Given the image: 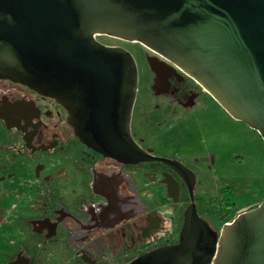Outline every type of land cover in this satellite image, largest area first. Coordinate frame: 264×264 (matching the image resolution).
<instances>
[{"label":"water","instance_id":"obj_1","mask_svg":"<svg viewBox=\"0 0 264 264\" xmlns=\"http://www.w3.org/2000/svg\"><path fill=\"white\" fill-rule=\"evenodd\" d=\"M100 34L138 41L168 59L264 139V0H0V77L56 97L70 123L74 85L82 84L81 140L126 162L169 163L192 196L191 170L151 155L132 137L137 62ZM129 264H264V199L220 231L192 202L179 242Z\"/></svg>","mask_w":264,"mask_h":264},{"label":"flooded vegetation","instance_id":"obj_2","mask_svg":"<svg viewBox=\"0 0 264 264\" xmlns=\"http://www.w3.org/2000/svg\"><path fill=\"white\" fill-rule=\"evenodd\" d=\"M150 51L146 55L150 82L138 68L131 134L151 155L181 161L193 172L192 196L184 177L169 163L126 162L81 140L77 126L82 120L78 111L85 102L82 84L74 85L77 115L70 123L68 109L56 97L0 77V172L8 169L13 176L24 164L34 166L38 199L33 215L24 222L39 238L37 247H53L61 264H129L159 247L175 244L192 202L200 216L199 210L221 215L203 197L197 201L195 171L176 156L162 153L142 135L143 130L154 134L180 127L196 98L188 81L193 78ZM15 259L16 264H37L35 256L24 250L10 264Z\"/></svg>","mask_w":264,"mask_h":264},{"label":"rangeland","instance_id":"obj_3","mask_svg":"<svg viewBox=\"0 0 264 264\" xmlns=\"http://www.w3.org/2000/svg\"><path fill=\"white\" fill-rule=\"evenodd\" d=\"M97 38L127 48L137 61L141 77L150 82L146 55L152 52L148 47L109 35L100 34ZM188 81L196 98L195 104L187 107L182 125L154 134L143 130L142 135L162 153L176 156L195 171L197 201L203 197L219 212L227 211L224 218L215 210H199L220 231L224 222L257 207L264 199V139L258 131L235 119L197 81ZM149 124L153 128L151 121ZM21 167L13 176L8 169L0 172V264H9L21 250L34 255L37 264H61L53 247H37L39 238L24 222L33 215L38 194L34 166Z\"/></svg>","mask_w":264,"mask_h":264},{"label":"trees","instance_id":"obj_4","mask_svg":"<svg viewBox=\"0 0 264 264\" xmlns=\"http://www.w3.org/2000/svg\"><path fill=\"white\" fill-rule=\"evenodd\" d=\"M225 199H228L227 197H225ZM227 204H229L228 202H227ZM221 213V215L225 218L226 217V215H227V211H225V212H220Z\"/></svg>","mask_w":264,"mask_h":264},{"label":"crops","instance_id":"obj_5","mask_svg":"<svg viewBox=\"0 0 264 264\" xmlns=\"http://www.w3.org/2000/svg\"><path fill=\"white\" fill-rule=\"evenodd\" d=\"M10 264V263H9Z\"/></svg>","mask_w":264,"mask_h":264}]
</instances>
